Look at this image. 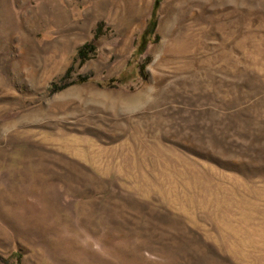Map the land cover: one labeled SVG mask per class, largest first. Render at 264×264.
I'll use <instances>...</instances> for the list:
<instances>
[{"label":"rangeland","instance_id":"rangeland-1","mask_svg":"<svg viewBox=\"0 0 264 264\" xmlns=\"http://www.w3.org/2000/svg\"><path fill=\"white\" fill-rule=\"evenodd\" d=\"M152 1L0 0V264H264V0Z\"/></svg>","mask_w":264,"mask_h":264},{"label":"trees","instance_id":"trees-1","mask_svg":"<svg viewBox=\"0 0 264 264\" xmlns=\"http://www.w3.org/2000/svg\"><path fill=\"white\" fill-rule=\"evenodd\" d=\"M158 0H153L152 4H151V9H150V13L149 16L147 18L146 24L143 28V30L141 31L140 35H141V39H143L144 34L143 33H152L153 30V25L155 22V15H156V6H157ZM98 30H100V25H97L95 28V31L98 32ZM96 35V33H95ZM139 42L138 47H137V51H140L142 49V45L143 43ZM88 47H90V45H86L83 44L81 47L78 48L77 50V55L80 57V59H82L81 61H83L84 59H86V51L89 49ZM107 82V81H106ZM111 82H108V84Z\"/></svg>","mask_w":264,"mask_h":264},{"label":"clouds","instance_id":"clouds-1","mask_svg":"<svg viewBox=\"0 0 264 264\" xmlns=\"http://www.w3.org/2000/svg\"><path fill=\"white\" fill-rule=\"evenodd\" d=\"M153 91H154V89H152L151 86H149V88H148V92L151 93V92H153ZM149 99H151L150 96H149Z\"/></svg>","mask_w":264,"mask_h":264}]
</instances>
